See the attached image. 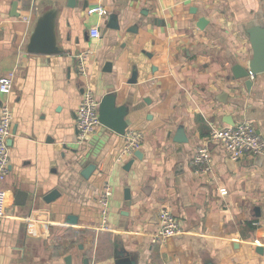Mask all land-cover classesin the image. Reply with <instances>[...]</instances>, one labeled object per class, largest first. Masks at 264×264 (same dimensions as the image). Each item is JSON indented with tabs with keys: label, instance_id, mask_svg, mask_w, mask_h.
<instances>
[{
	"label": "crops",
	"instance_id": "obj_1",
	"mask_svg": "<svg viewBox=\"0 0 264 264\" xmlns=\"http://www.w3.org/2000/svg\"><path fill=\"white\" fill-rule=\"evenodd\" d=\"M69 3L0 0V79L14 76L11 94H0V114L3 103L14 114L0 264H264V156L234 162L210 141L213 129L245 122L264 138V73L248 90L232 72L249 66L248 30L264 27V0ZM95 7L108 15H89ZM54 9L63 53H29L39 20ZM112 15L118 31L108 28ZM88 51L84 78L78 56ZM85 88L99 100L115 94L128 109L141 158L123 157L126 135L104 126L80 142ZM203 147L207 172L193 163ZM105 183L113 192L106 226ZM162 210L182 228L164 244L154 239Z\"/></svg>",
	"mask_w": 264,
	"mask_h": 264
},
{
	"label": "built area",
	"instance_id": "obj_2",
	"mask_svg": "<svg viewBox=\"0 0 264 264\" xmlns=\"http://www.w3.org/2000/svg\"><path fill=\"white\" fill-rule=\"evenodd\" d=\"M89 15L98 14L101 17L108 15L103 7H95L88 10ZM93 38H99L100 30L93 28L91 30ZM92 52L88 51L78 56V64L81 75L86 78L88 69L86 61ZM14 76L2 77L0 79V94L9 96L12 92ZM100 100L95 93L85 88L82 101L77 111V128L80 142L85 143L102 125L99 115ZM14 123V114L8 103H3L0 114V183L10 174L11 153L8 140L12 136ZM212 143L220 144L228 153L230 159L238 162L245 157H263L264 156V138L258 134L256 127L251 122H245L225 127H219L212 130L210 135ZM143 142V136L140 133L131 131L126 134V144L122 153L123 157H132L140 149ZM194 165L203 172L211 171V154L208 147L200 149L194 158ZM223 195L227 190L222 189ZM112 187L105 183L100 198L101 216L104 226H106L109 216L112 200ZM6 193L0 189V220L6 218ZM106 228V227H103ZM182 234V228L178 219L169 211L160 212V230L154 239L159 243H166Z\"/></svg>",
	"mask_w": 264,
	"mask_h": 264
},
{
	"label": "water",
	"instance_id": "obj_3",
	"mask_svg": "<svg viewBox=\"0 0 264 264\" xmlns=\"http://www.w3.org/2000/svg\"><path fill=\"white\" fill-rule=\"evenodd\" d=\"M74 4H75V0H70L69 6L73 7ZM16 8H17V3H14L13 11H15ZM57 14H58L57 10L54 9L47 12L39 20L37 27L31 37L30 43L27 47L29 53L45 54V55L63 53V50H61L58 46V40H57V32H56ZM207 24L208 21L205 18H200L197 26L203 30L205 29ZM108 28L114 29L116 31L120 29L116 16L112 15L110 17ZM248 35H249L250 43L253 48V57L250 60L249 66H247V68L239 64H236L233 66L232 72L234 75V80L236 81L243 80L244 86L248 90H250L253 86V79L259 74L264 73V27L261 26L252 27L251 29L248 30ZM109 65L111 64H108L107 66ZM131 83H137L136 71H134V77ZM99 115L102 126L109 128L110 130L116 132L121 136L126 135L127 129L129 127V124L126 120L128 116V109L124 106L117 105V97L115 94L105 95L100 100ZM182 132L183 129H180L179 133L182 134ZM180 140L183 141V139ZM135 156L141 158L139 152H136ZM132 164L133 163L130 162L127 165V169L131 167ZM231 165L233 166L234 162L233 164L231 163ZM94 170H95L94 165L88 166L83 171V176L88 179L92 175ZM20 193H19V197L22 195ZM58 195H59L58 191H53L51 195L47 197L46 200L51 201ZM263 250H264L263 247H258V251L260 253L263 252Z\"/></svg>",
	"mask_w": 264,
	"mask_h": 264
}]
</instances>
